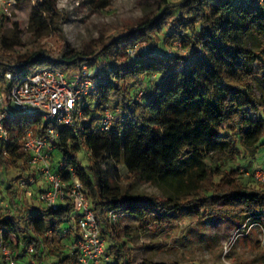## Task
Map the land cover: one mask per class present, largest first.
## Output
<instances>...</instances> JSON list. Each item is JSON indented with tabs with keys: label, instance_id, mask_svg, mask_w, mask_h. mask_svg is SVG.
<instances>
[{
	"label": "trees",
	"instance_id": "trees-1",
	"mask_svg": "<svg viewBox=\"0 0 264 264\" xmlns=\"http://www.w3.org/2000/svg\"><path fill=\"white\" fill-rule=\"evenodd\" d=\"M33 1L61 33L68 18L57 9V0ZM114 1L81 4L104 10ZM5 22L0 25L3 88L13 84L8 73L21 78L44 66L69 76L100 63L91 74L102 82L85 109L89 125L77 133L57 126L56 152L85 186L101 235L110 242L108 264H135L131 240L110 223L108 209L143 225L188 212L201 222L228 218L264 230V185L228 167L264 148V104L254 85L255 77L264 84V0H178L160 8L139 30L102 39L90 52L74 49L63 38L57 50L45 46L22 54L20 41L4 31ZM107 108L119 110L118 117L110 130L101 131L96 126ZM49 126L38 115L16 118L8 123L10 140L0 144V173L14 174L6 187L9 211L0 214V239L10 245L18 264L79 263L73 247L80 237L74 204L47 207L37 191L36 201L24 203L18 192L19 181L31 174L29 155L22 150L25 133L44 135ZM83 150L91 154L87 165L80 158ZM117 166L124 167V176ZM173 177L190 180L198 193L160 198L133 189L138 181ZM30 243L35 244L32 254Z\"/></svg>",
	"mask_w": 264,
	"mask_h": 264
},
{
	"label": "rangeland",
	"instance_id": "rangeland-1",
	"mask_svg": "<svg viewBox=\"0 0 264 264\" xmlns=\"http://www.w3.org/2000/svg\"><path fill=\"white\" fill-rule=\"evenodd\" d=\"M72 2L68 0L59 10L68 18L61 33L52 29L46 14L36 9L33 0H19L3 25L4 31L20 41L21 45L17 50L26 55L45 46L57 50L63 38L74 49L90 52L102 39L116 38L122 33L139 30L160 8L175 4L178 0H115L104 10H98L89 4H81L72 9ZM99 65L98 62L95 67L90 66V72H94ZM42 67L44 66L38 68ZM254 85L258 98L264 104V84L255 77ZM250 116L253 117V113ZM80 158L87 165L91 154L83 150ZM60 159V153L56 152L55 167ZM208 163L213 164L211 161ZM230 166L239 168L245 180L264 185L263 181L256 179V174L264 171V148L245 160L228 163V167ZM117 168L124 176V167ZM13 178V173H0V205L9 201L6 187L12 184ZM38 186L45 188V181L39 180ZM133 189L141 194H154L160 198L198 193L197 187L190 180L181 177L161 179L153 183L138 181ZM18 192L21 201L29 203L30 199L24 198L22 190ZM35 199L32 198V201H36ZM117 224L118 232L131 240L129 246L134 253L135 264L143 260L179 264H264V230L250 222L240 223L228 218L201 222L184 212L182 216L170 217L167 221L152 218V225H143L134 217L120 219ZM64 242L65 245H70L67 239ZM105 242L108 247L109 240L105 239Z\"/></svg>",
	"mask_w": 264,
	"mask_h": 264
},
{
	"label": "built area",
	"instance_id": "built-area-1",
	"mask_svg": "<svg viewBox=\"0 0 264 264\" xmlns=\"http://www.w3.org/2000/svg\"><path fill=\"white\" fill-rule=\"evenodd\" d=\"M43 2L44 0H38ZM71 8L81 6L80 0H72ZM36 3V1H34ZM68 0H57L56 7L61 9ZM19 0H0V25L12 15ZM138 45L131 53H134ZM185 65L187 62L184 63ZM87 65L69 76L54 67H42L19 78L8 73L13 84L8 88L0 86V144L10 140L8 123L16 118L38 115L50 126L44 135L27 130L22 150L29 155L31 174L19 181V188L26 198H38L47 206L57 208L71 201L78 216L80 237L73 247L78 252V264H108L111 260L107 244L101 235L94 211L87 199L86 189L76 174L74 167L60 159L54 166L56 145L59 140L57 126H65L74 132L84 131L89 125V116L85 109L91 103L92 95L98 91L102 80L91 75ZM144 92L140 93V96ZM119 110L107 108L97 123L96 129L108 131L118 117ZM65 174L67 176L65 177ZM44 180L45 188H39L38 181ZM256 179L264 182V171L256 174ZM9 211V203L2 202L0 214ZM112 224L122 219V214L113 209L107 210ZM3 231L0 230V236ZM11 239L16 242V237ZM27 252H35V244L27 245ZM15 253L8 243L0 239V260L7 264H18Z\"/></svg>",
	"mask_w": 264,
	"mask_h": 264
}]
</instances>
